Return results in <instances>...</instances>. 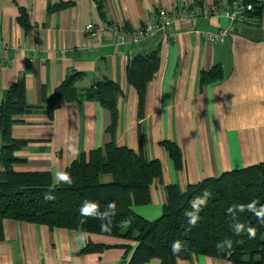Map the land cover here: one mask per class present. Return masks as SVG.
<instances>
[{
	"label": "crops",
	"instance_id": "0c3cea01",
	"mask_svg": "<svg viewBox=\"0 0 264 264\" xmlns=\"http://www.w3.org/2000/svg\"><path fill=\"white\" fill-rule=\"evenodd\" d=\"M220 0H106V18L95 0H0V103L4 91L25 77L26 98L40 106L13 126V136L29 140L17 154L27 160L19 170H48L54 183L81 152L111 140V116L99 102H65L49 119L43 110L54 89L71 70L83 73L78 85L90 86L108 77L123 90L119 98V145L139 148V127L149 159L163 166L149 204L135 210L154 219L162 212L165 185L219 176L224 171L264 161V11L259 19L232 23L224 16L177 21L142 42L116 45L106 31L96 36L86 29L104 19L140 27L158 8ZM261 1L263 5L264 0ZM64 4L63 6H59ZM28 13L29 28L20 21ZM201 30L227 34L209 43ZM160 47V66L146 93L145 115L138 116V94L126 77L131 58ZM220 64L225 77L201 87L199 75ZM177 144L183 155L178 169L163 140ZM121 244L133 241L69 228L6 218L0 229V264H122L123 247L81 253L87 242ZM146 264H161L158 258ZM177 264H232L194 255Z\"/></svg>",
	"mask_w": 264,
	"mask_h": 264
},
{
	"label": "trees",
	"instance_id": "16d2710c",
	"mask_svg": "<svg viewBox=\"0 0 264 264\" xmlns=\"http://www.w3.org/2000/svg\"><path fill=\"white\" fill-rule=\"evenodd\" d=\"M250 1L255 9L249 16L259 19L264 6L258 0ZM95 2L106 18V0ZM19 18L28 29V13L22 10ZM159 66L160 47L133 56L126 67L127 80L138 94L141 119L145 115L148 83ZM225 75L223 67L216 64L200 72V85L204 87ZM82 76V72L71 70L43 110L53 119L65 102H99L110 113L107 130L112 137L104 146L81 152L57 183L48 170L15 167L27 160L17 153L29 140L15 138L13 126L24 123L25 115L40 106L28 103L25 77L4 91L0 103V229L2 221L9 218L133 241L134 245L89 241L79 250L90 253L123 247L122 264H146L155 258L161 264H177L194 255L227 259L232 264H264V161L224 171L185 188L167 184L161 214L146 218L134 206L151 203L153 185L163 179L162 163L147 157L140 127L138 150L116 142L121 85L104 76L82 87L78 85ZM162 144L175 166L182 168L181 148L168 139ZM109 205L114 206V214ZM104 213H109V217L101 219ZM193 219L194 224L190 223Z\"/></svg>",
	"mask_w": 264,
	"mask_h": 264
},
{
	"label": "built area",
	"instance_id": "2783aa9c",
	"mask_svg": "<svg viewBox=\"0 0 264 264\" xmlns=\"http://www.w3.org/2000/svg\"><path fill=\"white\" fill-rule=\"evenodd\" d=\"M258 2L261 4V1ZM254 9L255 5L250 0H220L213 5L194 2L173 5L170 9L158 8L154 16L147 19L140 27H131L126 24L119 25L104 20L98 24L90 22L86 25V29L96 36H103L106 31H109L114 35L116 45L128 46L129 44L146 40L177 21H192L200 17L224 16L232 23L243 22L250 19L249 14ZM227 32V30L220 32L201 30L199 33L209 43H216ZM2 45L3 43L0 41V46Z\"/></svg>",
	"mask_w": 264,
	"mask_h": 264
},
{
	"label": "clouds",
	"instance_id": "9594fccd",
	"mask_svg": "<svg viewBox=\"0 0 264 264\" xmlns=\"http://www.w3.org/2000/svg\"><path fill=\"white\" fill-rule=\"evenodd\" d=\"M46 199H51V197L50 196H46ZM93 207H94V205H93ZM113 208H114V206H112V205H109V209H110V211H112L113 210ZM112 214H114V211H112ZM106 217H109V213H104L102 216H101V219H104V218H106ZM108 223L110 224L111 223V220L109 219L108 220ZM190 223H195V219H193L192 221H190ZM250 235H254V233H251L250 232ZM229 246H230V242H229ZM174 248H175V246H174Z\"/></svg>",
	"mask_w": 264,
	"mask_h": 264
},
{
	"label": "rangeland",
	"instance_id": "374dc122",
	"mask_svg": "<svg viewBox=\"0 0 264 264\" xmlns=\"http://www.w3.org/2000/svg\"><path fill=\"white\" fill-rule=\"evenodd\" d=\"M106 180H109V179H106Z\"/></svg>",
	"mask_w": 264,
	"mask_h": 264
}]
</instances>
